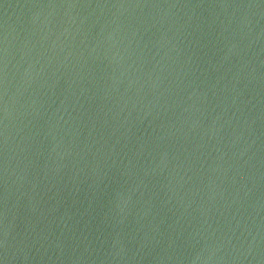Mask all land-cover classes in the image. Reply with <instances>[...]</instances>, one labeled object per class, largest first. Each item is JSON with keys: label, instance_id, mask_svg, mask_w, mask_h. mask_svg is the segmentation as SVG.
<instances>
[{"label": "water", "instance_id": "water-1", "mask_svg": "<svg viewBox=\"0 0 264 264\" xmlns=\"http://www.w3.org/2000/svg\"><path fill=\"white\" fill-rule=\"evenodd\" d=\"M0 264H264V0H0Z\"/></svg>", "mask_w": 264, "mask_h": 264}]
</instances>
